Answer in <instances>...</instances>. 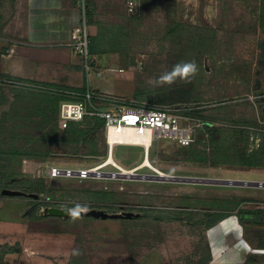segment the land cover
I'll return each mask as SVG.
<instances>
[{
  "label": "rangeland",
  "instance_id": "1",
  "mask_svg": "<svg viewBox=\"0 0 264 264\" xmlns=\"http://www.w3.org/2000/svg\"><path fill=\"white\" fill-rule=\"evenodd\" d=\"M140 6L133 17L117 11L103 30L111 43L99 49L109 60L98 58L100 75L88 78L77 54L82 87L0 74V200L17 198L33 216L105 212L106 220L87 225L85 241L119 251V264H208V230L233 213L258 223L264 188L150 179L156 168L170 178L264 182V0H184L179 13L175 0ZM23 17L16 4L0 2V38L14 37ZM88 88L123 104L174 109L194 143L155 140L153 169L135 177L108 165L83 180L54 178L52 169L93 170L110 155L89 105L83 120L61 119L62 104L82 100ZM113 158L133 170L146 156L141 147L116 146Z\"/></svg>",
  "mask_w": 264,
  "mask_h": 264
},
{
  "label": "crops",
  "instance_id": "2",
  "mask_svg": "<svg viewBox=\"0 0 264 264\" xmlns=\"http://www.w3.org/2000/svg\"><path fill=\"white\" fill-rule=\"evenodd\" d=\"M126 1L0 0L16 4L24 16L17 21L14 37L0 38V74L64 87L84 86L82 58L70 45L75 31L87 13L93 54L103 63L109 61L99 49L111 42L101 34L116 22L117 11L124 15ZM183 1L175 0L178 13ZM27 205L17 198L0 200V264H119V251L90 248L85 241L91 237L87 225L97 218L33 216L26 212ZM260 209L258 223L233 213L208 230V264H264V208Z\"/></svg>",
  "mask_w": 264,
  "mask_h": 264
},
{
  "label": "built area",
  "instance_id": "3",
  "mask_svg": "<svg viewBox=\"0 0 264 264\" xmlns=\"http://www.w3.org/2000/svg\"><path fill=\"white\" fill-rule=\"evenodd\" d=\"M140 1H126L129 16H137L140 13ZM74 35V40L70 45L78 55L84 58L86 76L90 78L93 75H100L101 72L97 66L98 57L90 53V38L85 17L83 26L77 28ZM88 105L103 122L109 148L110 146L143 148L142 142L148 139H152L153 142L161 139L173 140L182 147H190L194 143L193 129L181 127V118L175 114L174 109L123 104L103 92L90 88L86 90L82 100L65 101L62 104L61 119L64 126H67L70 121L83 120L87 114ZM94 174L96 172L92 170L58 168L51 170L54 178L71 177L83 180Z\"/></svg>",
  "mask_w": 264,
  "mask_h": 264
},
{
  "label": "water",
  "instance_id": "4",
  "mask_svg": "<svg viewBox=\"0 0 264 264\" xmlns=\"http://www.w3.org/2000/svg\"><path fill=\"white\" fill-rule=\"evenodd\" d=\"M139 179H144L139 178ZM150 180L155 181H172V182H180V183H194V184H214V185H227V186H249V187H257L264 188L263 182H243V181H230V180H211L212 182H207L206 180H198V179H190V178H170L168 180L160 179L158 176L151 177ZM2 194L7 195L9 197H18L23 196L24 193L15 191V190H3ZM49 215L65 217L66 211L60 209H53L48 212ZM82 217H93L97 219L106 220L108 218V214L103 211H89V212H80L79 214Z\"/></svg>",
  "mask_w": 264,
  "mask_h": 264
},
{
  "label": "bare ground",
  "instance_id": "5",
  "mask_svg": "<svg viewBox=\"0 0 264 264\" xmlns=\"http://www.w3.org/2000/svg\"><path fill=\"white\" fill-rule=\"evenodd\" d=\"M110 142H111V140H110ZM142 145H143V148L145 150V156H146V159H145L144 164L142 166H139V167H137L136 169H133V170H126L123 167L119 166L117 163H115L114 158H113V148H114V146H110V155H109L106 163L104 165H102V166L94 168L92 171L93 172H100L106 166L113 165V166L117 167L118 170L121 171L120 176L128 178V177H135L134 175H136V173L140 169H143V167H151L153 169V166H152V164L150 162V159H149V153H150L151 147L153 146V140L152 139L145 140V142H142ZM153 170L158 174V177L160 179H165V180L170 179V177L167 176L162 171H160V170H158L156 168L153 169Z\"/></svg>",
  "mask_w": 264,
  "mask_h": 264
},
{
  "label": "trees",
  "instance_id": "6",
  "mask_svg": "<svg viewBox=\"0 0 264 264\" xmlns=\"http://www.w3.org/2000/svg\"><path fill=\"white\" fill-rule=\"evenodd\" d=\"M141 7V6H140ZM90 49H91V43H90ZM90 53L92 54V55H94L92 52H91V50H90ZM99 121L103 124V122L99 119ZM243 166H247V165H244V164H242ZM249 165V164H248ZM253 166H260V165H258V164H255V165H253Z\"/></svg>",
  "mask_w": 264,
  "mask_h": 264
}]
</instances>
